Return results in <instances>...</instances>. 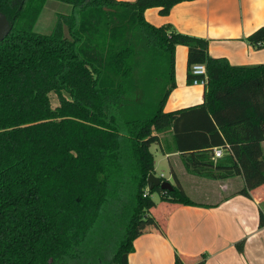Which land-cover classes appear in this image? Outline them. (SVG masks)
I'll use <instances>...</instances> for the list:
<instances>
[{
    "label": "trees",
    "instance_id": "trees-1",
    "mask_svg": "<svg viewBox=\"0 0 264 264\" xmlns=\"http://www.w3.org/2000/svg\"><path fill=\"white\" fill-rule=\"evenodd\" d=\"M45 1L0 0L10 26L0 40V264H127L152 190L192 203L177 182L144 193L149 146L168 129L189 172L238 175L246 197L264 184V62L210 57L206 39L143 17L185 0H54L69 12L38 33ZM246 40L262 45L264 23ZM176 45L186 48V81L202 63L206 83L200 103L163 111Z\"/></svg>",
    "mask_w": 264,
    "mask_h": 264
},
{
    "label": "crops",
    "instance_id": "crops-1",
    "mask_svg": "<svg viewBox=\"0 0 264 264\" xmlns=\"http://www.w3.org/2000/svg\"><path fill=\"white\" fill-rule=\"evenodd\" d=\"M143 17L152 25L169 24L177 32L206 39L210 57L223 56L232 65L264 62V43L257 47L246 40L264 23V0H185L164 15L155 7L146 8ZM185 54V46L174 47L175 85L163 111L202 100L203 86L185 79ZM153 145L166 160L170 180L160 177L171 185L177 182L192 203L153 201L135 227L127 264H192L200 254L203 264H264V225L257 226L258 212L264 216V184L246 197L238 192V175L212 179L189 172L169 129L159 133ZM261 147L264 153V140Z\"/></svg>",
    "mask_w": 264,
    "mask_h": 264
},
{
    "label": "rangeland",
    "instance_id": "rangeland-1",
    "mask_svg": "<svg viewBox=\"0 0 264 264\" xmlns=\"http://www.w3.org/2000/svg\"><path fill=\"white\" fill-rule=\"evenodd\" d=\"M69 8L70 7L67 4L60 3L54 0H46L35 21L33 30L38 33L49 32L55 21L56 14L69 12ZM63 32L66 35L65 27L63 28ZM48 98L51 105L56 104V97L54 93L50 92L48 94ZM149 151L151 152L153 158V175L163 176L164 178H168L170 180L166 160L160 153L159 149L151 144L149 146ZM149 197L153 201L157 202L159 193L157 192V190H152L149 193Z\"/></svg>",
    "mask_w": 264,
    "mask_h": 264
},
{
    "label": "water",
    "instance_id": "water-1",
    "mask_svg": "<svg viewBox=\"0 0 264 264\" xmlns=\"http://www.w3.org/2000/svg\"><path fill=\"white\" fill-rule=\"evenodd\" d=\"M10 26L5 16L0 13V40L9 32ZM154 187H158L163 191H170L172 189L171 184L162 179L160 176H155L152 173H148L146 176V190H152Z\"/></svg>",
    "mask_w": 264,
    "mask_h": 264
},
{
    "label": "built area",
    "instance_id": "built-area-1",
    "mask_svg": "<svg viewBox=\"0 0 264 264\" xmlns=\"http://www.w3.org/2000/svg\"><path fill=\"white\" fill-rule=\"evenodd\" d=\"M190 73L193 75L191 84H197L204 86L206 83L205 66L202 63H194L190 66ZM212 155L214 158H218L222 155V149L220 147L212 148ZM146 192V188L144 193Z\"/></svg>",
    "mask_w": 264,
    "mask_h": 264
}]
</instances>
